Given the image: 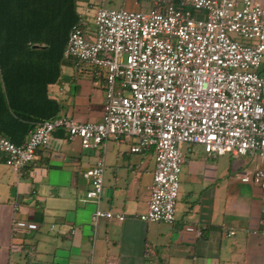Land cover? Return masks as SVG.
<instances>
[{"label":"built area","instance_id":"1","mask_svg":"<svg viewBox=\"0 0 264 264\" xmlns=\"http://www.w3.org/2000/svg\"><path fill=\"white\" fill-rule=\"evenodd\" d=\"M77 5L79 20L68 31L62 56L104 71L100 121L58 116L37 124L18 146L0 136L7 168L20 173L56 130L85 151L108 139L132 138L130 153H153L147 209L137 216L146 224L174 223L184 162L180 145L199 146L211 159L249 156L256 162L252 170L234 177L264 191L261 0H186L177 6L157 0L146 11L99 7L92 13L94 32L84 25L87 9L79 12L88 4L78 0ZM103 170L98 158L84 173V197L95 205L89 218L93 226L101 219L124 220L98 208Z\"/></svg>","mask_w":264,"mask_h":264},{"label":"crops","instance_id":"2","mask_svg":"<svg viewBox=\"0 0 264 264\" xmlns=\"http://www.w3.org/2000/svg\"><path fill=\"white\" fill-rule=\"evenodd\" d=\"M148 1L146 7L128 1V11L148 10L157 0ZM103 81L102 69L63 60L49 95L61 105L60 116L98 123ZM127 140L104 142L98 156L56 130L20 173L7 168L0 153V264H264V191L234 177L256 162L247 155L206 158L199 146H180L174 223L146 224L137 216L147 209L153 153H130L135 140ZM98 158L104 164L98 208L124 220L93 226L84 173Z\"/></svg>","mask_w":264,"mask_h":264},{"label":"trees","instance_id":"3","mask_svg":"<svg viewBox=\"0 0 264 264\" xmlns=\"http://www.w3.org/2000/svg\"><path fill=\"white\" fill-rule=\"evenodd\" d=\"M78 0H0V136L22 145L34 127L60 116L58 82Z\"/></svg>","mask_w":264,"mask_h":264},{"label":"rangeland","instance_id":"4","mask_svg":"<svg viewBox=\"0 0 264 264\" xmlns=\"http://www.w3.org/2000/svg\"><path fill=\"white\" fill-rule=\"evenodd\" d=\"M128 1H132V0H93L92 1L93 6L87 5L86 7H84V9H87V12H86V22L84 23V25L86 26V28L88 29V31L94 32L95 29H94V24H93V21H92V13H93V10H95L97 7H101L103 9H113V10L114 9L115 10H118V9L132 10V8L129 7L130 2H128ZM135 1L138 2L141 6H144V7H146L149 4V2H150L148 0H135ZM160 1L161 2H171V0H160ZM80 10H83V7H81L79 9V12H80ZM140 10L141 11H145L146 9L142 8ZM190 11L195 12L192 9H190ZM258 74L260 76H264V53H263V57H262V60H261V66H260V68L258 70ZM126 139H128L127 141L133 140L132 138H126ZM106 142L111 143L112 140L111 139H108V140L105 141V143ZM180 146H183V145H180ZM180 146H179V148H180ZM92 151H94V153L96 155L101 156L103 154V151L104 150H103V147L102 146H98L95 150H92ZM108 151H109V146L106 149V153ZM224 157H226V156H224ZM232 161L233 160H230V163L229 164H231ZM182 166H181V171H182ZM153 168H154V164H153ZM151 184H152V179H151ZM178 191H179V187H178ZM148 199H149V196H148ZM84 200H85V197H84ZM87 202H89V201H87ZM179 202H180V197H179V194H178V198H177L176 205Z\"/></svg>","mask_w":264,"mask_h":264}]
</instances>
